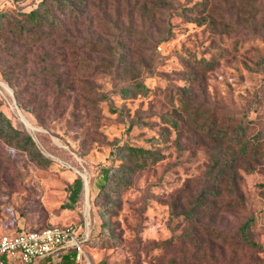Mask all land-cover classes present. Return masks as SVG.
Wrapping results in <instances>:
<instances>
[{"label":"rangeland","instance_id":"374dc122","mask_svg":"<svg viewBox=\"0 0 264 264\" xmlns=\"http://www.w3.org/2000/svg\"><path fill=\"white\" fill-rule=\"evenodd\" d=\"M37 1L0 0V9L17 17ZM82 7L77 29L67 23V32L31 47L13 43L12 50L6 49L0 37V108L51 158L47 166L36 165L23 150L0 139V233L72 225L87 234L84 264H264V156L251 160V171L238 169L244 202L232 204L235 193L223 189L211 206L213 216L203 218L213 233L234 232L253 215L251 234L261 248L204 231L198 240L183 239L190 224L171 204L186 206L206 183L211 147L192 123L174 129L161 119L179 109L177 88L190 83L191 102L209 106L220 123L232 117L246 122L250 131L264 128V0H88ZM190 15L212 18L196 22ZM119 34L123 45L116 44ZM88 39L112 46L114 56L91 49ZM43 50L53 55L66 80L74 79L83 90L89 83V91L63 95L39 84L46 105L32 111L26 107L33 105V92L24 82L48 61L41 57ZM13 51L25 52L24 60L15 61H27L20 73L8 77L24 90L22 98L9 92L11 82L2 72L13 61ZM118 56L138 71L149 87L146 93L133 89L126 97L121 94L119 87L132 80L115 67ZM201 56L213 59L214 67L199 65ZM190 73L192 81L184 80ZM95 89L105 97L99 99ZM163 127L169 129L165 139ZM116 143L158 147L163 157L138 170L131 185L118 193L111 215L118 238L107 244L98 216L100 168L119 163L112 154ZM262 145L264 153V136ZM79 171L89 182L88 196L84 187L74 205L65 207L68 185Z\"/></svg>","mask_w":264,"mask_h":264},{"label":"trees","instance_id":"16d2710c","mask_svg":"<svg viewBox=\"0 0 264 264\" xmlns=\"http://www.w3.org/2000/svg\"><path fill=\"white\" fill-rule=\"evenodd\" d=\"M88 0H38L36 5L30 9L19 12L17 17H11L6 11L0 9V37L3 42L7 44V48L12 50L13 43H20L23 46L31 47L37 41L41 39H47L53 36L55 33L67 32L68 28L66 24L73 23L75 29L78 28L76 24H80L81 16L84 12L83 5ZM92 3L98 0H89ZM193 10V6L183 8ZM183 10L178 11L179 13ZM208 17V18H206ZM187 18L196 22H202L206 19L212 18L211 16L198 17L197 15H190ZM107 20H103L105 23ZM114 20V25L118 28ZM120 29V28H119ZM126 31H134L133 28L126 27ZM119 34L116 39V44L123 45V37ZM122 41H121V39ZM166 38V35L162 37ZM161 38H159L160 40ZM68 40V39H67ZM74 43V41H70ZM88 46L96 51H107L108 54L114 56L112 46L108 44H99L97 41L88 39L86 41ZM13 51L10 63L5 64L3 67V76L11 82L12 90L17 97H21L24 90L15 83L13 84L9 79V73H20V70L26 66L27 61H15L19 58L24 60L23 53H16ZM60 52V51H59ZM55 51V54H60L63 57V53ZM128 53L127 51L124 53ZM116 56V55H115ZM46 63L40 67L38 71L32 72L31 79H27L24 82L25 86L31 87L33 93H31L30 101L33 100V105H27V109L34 111L35 107H44L46 101H43L41 94V88L46 89L54 86L56 91L61 94H75L81 92L84 94L89 90L87 87L89 83L77 86L74 79L66 80L63 75V70L60 69L59 63L54 60L53 55L47 50H43L41 55ZM125 56H123L124 58ZM122 57H117L115 67L121 68L124 72L129 73L132 83L122 85L119 88L121 94L126 97L133 89L146 93L149 87L138 78V71L126 61H120ZM201 61H198L199 65L203 68L214 67L213 59L201 56ZM108 64L107 66H110ZM67 71V70H66ZM65 73V72H64ZM193 75L190 73L184 77V80L192 81ZM42 87L39 88L38 85ZM91 87V86H90ZM94 88V86H92ZM91 88V89H92ZM80 90V91H78ZM99 92V99L104 98L106 93L95 89ZM177 101L179 109H175L173 113L161 114V119L167 122L174 129H179L186 123H192L194 127L200 130V134L206 137L210 142L211 149L208 152L209 163L206 169L207 181L200 187V190L195 193L189 203L177 209L175 201L171 204V210L179 212L185 221L190 226L187 231L183 233L186 237L198 240V235L204 231L206 234H213L215 237H220L223 241H230L237 238L238 242L248 247L259 249L261 244L257 242L251 234L254 216L250 215L244 219L236 228L234 232L218 229L213 233L211 225L203 221V218L208 216L211 218L215 211L211 210V206L215 204V198L218 197L222 190L225 189L229 193H235L234 199L230 201L235 202L232 204H242L244 197L239 189L237 183V172L240 167L245 171H251V160L264 156L263 153V136L264 128H259L254 131H250L248 124L243 122L242 119L234 120L229 117L223 123L219 122L218 117L209 106H202L201 104H193L190 99L191 85L184 84L177 88ZM98 94V93H97ZM22 98V97H21ZM19 105H22L20 102ZM36 112V111H35ZM169 129L163 127L160 129V135L167 137ZM162 138V137H160ZM0 139L9 146L23 150L29 160L36 165L47 166L51 162V158L46 155L35 142L33 135L24 128L16 126L11 117L0 108ZM161 139V140H163ZM153 141H157L158 138L152 137ZM114 157L120 159L117 164H110L102 166L100 172L102 179L99 187V195L101 200L98 203V216L101 220L100 233L104 236L103 242L109 244L116 242L118 234L114 231V226L111 220V215L114 213V208L118 206V193L127 188L132 183L134 174L160 158L163 157V152L158 147H143L131 144H114L112 149ZM83 178L81 174L75 176L73 181L68 185V200L65 202V207H72L79 197V193L83 187ZM264 193V190H263ZM228 202V201H227ZM217 210L218 207H213ZM50 225V224H48ZM47 226V225H45ZM15 231L25 229H14ZM74 250V249H72ZM75 256V250H74ZM63 257V255H62ZM61 257V258H62Z\"/></svg>","mask_w":264,"mask_h":264},{"label":"built area","instance_id":"2783aa9c","mask_svg":"<svg viewBox=\"0 0 264 264\" xmlns=\"http://www.w3.org/2000/svg\"><path fill=\"white\" fill-rule=\"evenodd\" d=\"M86 238V232H76L72 225L66 224L3 231L0 233V264H5L2 254H18L24 264H34L37 258L65 248H73L76 262L84 264L89 259L84 250Z\"/></svg>","mask_w":264,"mask_h":264},{"label":"crops","instance_id":"0c3cea01","mask_svg":"<svg viewBox=\"0 0 264 264\" xmlns=\"http://www.w3.org/2000/svg\"><path fill=\"white\" fill-rule=\"evenodd\" d=\"M72 249L73 248H65L49 253L44 257L37 258L34 264H78L74 257V250ZM1 257L4 258L5 264H24L18 254H2Z\"/></svg>","mask_w":264,"mask_h":264},{"label":"bare ground","instance_id":"6f19581e","mask_svg":"<svg viewBox=\"0 0 264 264\" xmlns=\"http://www.w3.org/2000/svg\"><path fill=\"white\" fill-rule=\"evenodd\" d=\"M17 110H18V112H21V110L20 111H19V109H17ZM84 187H85V194L88 196V193H89V182L87 181L86 176H85V185H84Z\"/></svg>","mask_w":264,"mask_h":264},{"label":"water","instance_id":"95a60500","mask_svg":"<svg viewBox=\"0 0 264 264\" xmlns=\"http://www.w3.org/2000/svg\"><path fill=\"white\" fill-rule=\"evenodd\" d=\"M9 87V86H8ZM9 92L10 93H12L13 91H12V89L9 87ZM15 106L17 107V109H19L18 108V105L15 103ZM20 111V110H19ZM79 173L81 174V176H82V178H83V184H85V176H86V174L85 173H83V172H80L79 171ZM83 187H84V185H83Z\"/></svg>","mask_w":264,"mask_h":264}]
</instances>
